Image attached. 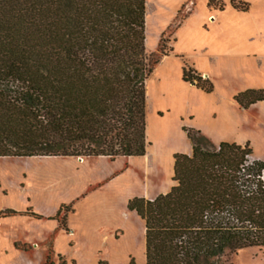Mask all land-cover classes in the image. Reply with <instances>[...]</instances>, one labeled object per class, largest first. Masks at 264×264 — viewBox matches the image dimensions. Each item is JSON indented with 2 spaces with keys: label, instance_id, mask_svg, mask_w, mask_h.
I'll return each mask as SVG.
<instances>
[{
  "label": "trees",
  "instance_id": "trees-1",
  "mask_svg": "<svg viewBox=\"0 0 264 264\" xmlns=\"http://www.w3.org/2000/svg\"><path fill=\"white\" fill-rule=\"evenodd\" d=\"M146 4L0 0V158L145 156L146 81L168 54L146 50ZM231 4L249 10L247 2ZM207 5L225 9L218 0ZM183 81L214 91L192 67H184ZM234 101L248 109L264 101V89H247ZM184 131L192 154H175L176 184L127 205L144 222L146 264H226L231 253L264 249V161H250L248 145H215L199 130ZM64 208L59 225L68 232L71 206L56 216ZM21 214L6 209L0 217ZM44 264H53L49 256Z\"/></svg>",
  "mask_w": 264,
  "mask_h": 264
},
{
  "label": "rangeland",
  "instance_id": "rangeland-1",
  "mask_svg": "<svg viewBox=\"0 0 264 264\" xmlns=\"http://www.w3.org/2000/svg\"><path fill=\"white\" fill-rule=\"evenodd\" d=\"M174 1L175 3L181 1L175 11ZM218 1L225 4L223 11L209 7L208 9L212 12L228 10L241 12L233 7L231 0ZM241 1L249 3L247 13L250 26L252 25L256 32L258 30L264 32V0ZM208 2L209 0L207 4ZM205 5L206 0H149V7L146 4V50L156 57L161 56L162 47L168 51L166 56L161 57L160 63L146 81L147 159H144L145 156L119 157L115 160L98 157L0 158L2 193L8 195L13 192L16 196L29 200L40 186V177L37 175L42 171L47 178L44 188L54 196L46 195L45 198L37 200L36 207L46 214L53 215L56 202L59 199L63 200L51 217L57 223L56 228L52 230L49 223L32 228L28 235L24 233L16 235L22 241L35 238L42 242L18 241L21 248L15 250L10 245L9 235L0 236V264H44L48 256L49 262L53 264H61L62 260H65L66 264H99L101 260L109 264H129L131 258L135 259L136 264H146L145 226L136 213L123 211L122 223L118 226L99 229L96 234L95 231L110 225L107 219L110 206H115L116 210H119L122 206L127 207L129 200L134 197L151 199L171 190L176 184L173 180L174 156L177 153L185 154L186 150L192 148V142L187 138L184 127L199 130L215 145L222 141L236 143L246 140L238 144L243 147L249 146L251 149L249 160L264 161V102L244 110L234 101V96L242 91L264 89V62L260 67L255 60L226 58L210 65L204 57L196 55H193L190 61L188 56L182 55L191 50L186 44L188 40L178 45L180 52L176 51V37L180 27L192 11L197 8L204 9ZM255 45L251 48H262L259 44ZM171 49L173 51H170ZM165 57L166 60L162 64ZM192 63L201 68H210L213 76L199 72ZM185 66L192 67L203 79H209L217 95L202 96L195 89L202 90L189 82L186 84L194 90L183 87L181 74ZM231 94L234 95L230 97ZM228 97H230L228 105L238 108L235 112H230L231 116L244 125L239 136L234 135V141L228 138L227 133L222 134L216 129L213 130L209 116V111L218 105L222 106ZM189 113L195 118L188 115ZM212 115L213 121L219 117L217 111ZM224 118L230 120L226 115ZM239 122L236 124V132L242 128ZM80 158H83V161H79ZM6 162L14 163L12 166L16 167L9 168L5 165ZM105 187H107L105 193L92 194L86 198ZM71 195L74 197L70 199ZM85 198L86 200L82 201ZM80 201L82 202L77 205L72 219L78 233L69 218L76 203ZM12 205L16 206L13 199L0 198V209ZM61 206H71L72 209L67 214L68 232L59 225L67 212L66 209L62 210L59 217L56 216ZM32 209L30 205L28 210ZM1 220L0 217V224ZM90 237L91 239L87 241L86 239ZM24 249L30 253L20 251ZM226 264H264V249L245 248L231 253L226 257Z\"/></svg>",
  "mask_w": 264,
  "mask_h": 264
},
{
  "label": "crops",
  "instance_id": "crops-1",
  "mask_svg": "<svg viewBox=\"0 0 264 264\" xmlns=\"http://www.w3.org/2000/svg\"><path fill=\"white\" fill-rule=\"evenodd\" d=\"M176 2L177 3H175V1L173 2L174 11L181 1H176ZM247 12H236L234 10H228L225 12H212L208 9L207 0H206V5L204 9L200 10L197 8L196 10L192 11V13L189 15V17L180 27L179 29L180 32L179 33L177 32V37H176L177 40H176V47H175L176 51L180 52L178 45H181L183 41L188 40L186 44L190 47L191 50H189V52L183 53L182 55L188 56L190 61H192L191 58L193 55L204 57L207 61L210 62V65L220 59L236 58L239 60L241 59L242 60H255L258 63V65L261 67L264 62V32L261 30H258L256 32L255 28H253L252 25L250 26V24L248 23V13ZM258 44L260 47H262L261 49L251 48L254 45L257 46ZM174 57L177 58L176 56ZM165 60H166V57L162 60L161 63L163 64ZM192 64L195 66V68L199 72H206L210 74L211 76H213L210 68H207V67L201 68L195 65L194 63ZM160 67H162V65ZM182 75H183V68H182V74H181V84L183 87L187 88V90H194L192 88L190 89L188 85L186 84V82L183 81ZM195 91L201 94L202 96L212 97V96L217 95L215 90L209 94L196 90V89ZM232 95L234 94H231L230 97H232ZM230 97H228V99L224 101L222 106L218 105L216 107H213L209 111V116H210V123L212 124L213 130L216 129V131L222 132V134L227 133L228 138L234 141L235 140V138H233L235 137L234 135L239 136V134L242 132L244 125L240 123L236 118H235L236 120L233 119V117L231 116L230 112L231 111L235 112L238 108H235L234 105H231V106L228 105L227 102L230 99ZM259 103H262V102H259ZM244 110H247V109H244ZM215 111L219 113V117L216 121H213L212 114ZM188 115L194 116L192 113H189ZM224 115H226L230 120L227 121L224 118ZM237 122H239L242 126L239 132L235 131ZM203 132L209 133L207 131H203ZM244 142H246V140L241 141V142H236V143L242 144ZM233 143H235V141ZM185 154L191 155L192 148H189V150H186ZM34 158H37V157L20 158V159H34ZM98 158H107V157H98ZM144 159H147V156H145ZM79 161H83V158L79 159ZM5 165L10 168V166L15 165V164L6 162ZM15 167L16 166H12L11 168H15ZM173 171H174V166H173ZM37 176L40 177V182H39L40 186L39 188L35 190V192L32 193L29 200L28 198H25V197H18L13 192L8 195H5L4 193L0 191L1 199H8V200L13 199L16 202V206L12 205L9 208L4 207L0 209V212L6 209H12L18 212H28L29 211L28 207L31 205L33 208L31 211L41 216V218H36L29 214H21V215H13V216L2 218L1 224H0V236L5 237L9 235L10 245L15 250H19L15 244L18 243V241H22L20 237H16V235H18L19 233H24L25 235H28L32 228L44 226L49 223H50L49 225L52 226V230L57 227V223L53 221L51 217L54 216V214L57 211L58 204L63 200L59 199L58 202H56V209L53 215L46 214L45 212L39 210V208L36 207V201L39 199L45 198L46 195L54 196V194L49 193L47 189L44 188L47 183L46 174L41 171V174ZM107 187L103 188L102 190H98L96 192L91 193L86 198H88L92 194L105 193ZM72 197H74V195H71L70 199ZM86 198L83 199L82 201L86 200ZM151 199H154V198H151ZM82 201L76 203L75 209L72 211L73 214L69 218V221L72 226H74L72 224V219L75 216L76 207ZM123 211L124 212L129 211L126 205L122 206V208H120L119 210H116L115 206H110V210L107 211V219L110 221L109 223L110 225H106L104 227L98 228L95 231V234L99 229L112 228L122 223L121 220L123 218L122 217ZM44 218H47V220H44ZM81 236L82 238H84L82 234ZM89 239H91V237L86 240L88 241ZM22 242L34 243V242H42V241L37 240L35 238H31V240L29 241L23 240ZM20 251L30 253L29 251H25V250H20Z\"/></svg>",
  "mask_w": 264,
  "mask_h": 264
},
{
  "label": "water",
  "instance_id": "water-1",
  "mask_svg": "<svg viewBox=\"0 0 264 264\" xmlns=\"http://www.w3.org/2000/svg\"><path fill=\"white\" fill-rule=\"evenodd\" d=\"M80 159H82V158H80Z\"/></svg>",
  "mask_w": 264,
  "mask_h": 264
}]
</instances>
